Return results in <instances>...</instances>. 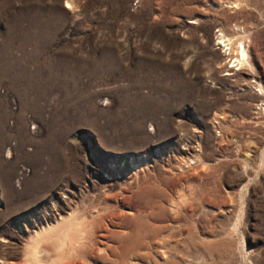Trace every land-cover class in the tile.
Wrapping results in <instances>:
<instances>
[{
	"label": "rangeland",
	"instance_id": "obj_1",
	"mask_svg": "<svg viewBox=\"0 0 264 264\" xmlns=\"http://www.w3.org/2000/svg\"><path fill=\"white\" fill-rule=\"evenodd\" d=\"M69 220L57 264H264V0H0V264Z\"/></svg>",
	"mask_w": 264,
	"mask_h": 264
},
{
	"label": "bare ground",
	"instance_id": "obj_2",
	"mask_svg": "<svg viewBox=\"0 0 264 264\" xmlns=\"http://www.w3.org/2000/svg\"><path fill=\"white\" fill-rule=\"evenodd\" d=\"M223 38H221L222 43L225 45V48L228 51L231 50V40L227 39L223 34ZM237 45V44H236ZM237 52H236V58L235 61L233 62V68H237L236 71L242 70L243 66L245 64H248V57L245 49V45L243 43H239L238 46H236ZM232 61V60H231ZM251 62V61H250ZM236 64V65H235ZM10 153V152H9ZM79 223H77L75 220H69L66 222H63L62 225L57 226V227H48L44 229L41 233L37 234L32 241L30 242L29 245L25 247V256L26 259L28 260L29 264H41L40 262L42 261H48L50 264H57L58 259L57 257L66 256L69 254V251L72 249L67 246L72 245V241L74 237H76V234L79 233ZM81 224V223H80ZM82 233V232H81ZM80 235V234H79ZM81 236V235H80ZM79 236V237H80ZM77 237V238H79ZM79 241V240H78ZM46 243L45 245H50L53 247V252L56 251L55 258L49 259L50 257V252L47 250L49 246L46 248H43V244ZM58 244L56 247L55 245ZM75 246V245H74ZM73 247V245H72ZM52 249V248H51ZM78 249V248H77ZM79 250V249H78ZM66 258V257H65ZM61 259V258H59ZM44 264V262H42ZM61 263V262H60ZM48 264V263H46Z\"/></svg>",
	"mask_w": 264,
	"mask_h": 264
}]
</instances>
